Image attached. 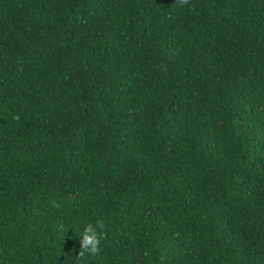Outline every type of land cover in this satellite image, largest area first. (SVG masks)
<instances>
[{"label":"trees","instance_id":"1","mask_svg":"<svg viewBox=\"0 0 264 264\" xmlns=\"http://www.w3.org/2000/svg\"><path fill=\"white\" fill-rule=\"evenodd\" d=\"M0 264H264V0H0Z\"/></svg>","mask_w":264,"mask_h":264},{"label":"clouds","instance_id":"2","mask_svg":"<svg viewBox=\"0 0 264 264\" xmlns=\"http://www.w3.org/2000/svg\"><path fill=\"white\" fill-rule=\"evenodd\" d=\"M180 6L189 4V0H175ZM18 118V117H17ZM106 237L105 224L98 220L94 226L88 223L84 226V231L79 240L80 249L75 260H81L85 255H98L100 252V242Z\"/></svg>","mask_w":264,"mask_h":264}]
</instances>
